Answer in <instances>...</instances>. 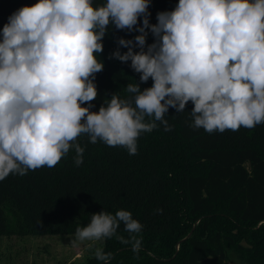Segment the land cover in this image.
I'll return each mask as SVG.
<instances>
[{"label": "clouds", "instance_id": "1", "mask_svg": "<svg viewBox=\"0 0 264 264\" xmlns=\"http://www.w3.org/2000/svg\"><path fill=\"white\" fill-rule=\"evenodd\" d=\"M149 6L150 0H38L9 16L0 39V181L51 169L70 150L80 166L81 135L136 155L141 134L157 122L171 131L169 108L182 113L189 102L191 127L209 134L264 124V0H178L174 10L157 13L156 24ZM109 25L140 33L120 38L128 50L117 48L110 58L131 61L140 82L153 84L141 90L128 83V98L114 93L94 112ZM146 29L154 37L147 45ZM121 223L128 239L117 234ZM142 228L128 210L101 211L76 228L72 244L115 237L139 253ZM94 256L109 264L112 253L96 247Z\"/></svg>", "mask_w": 264, "mask_h": 264}, {"label": "trees", "instance_id": "2", "mask_svg": "<svg viewBox=\"0 0 264 264\" xmlns=\"http://www.w3.org/2000/svg\"><path fill=\"white\" fill-rule=\"evenodd\" d=\"M37 2L0 0V39L9 16ZM104 2L93 0L94 5ZM177 4L150 0V24L157 23L158 12ZM142 23L140 17L136 27ZM146 31L147 45L154 37ZM139 34L108 26L91 111L98 112L114 93L128 98V83H138L141 90L152 86L151 78L140 82L131 61L110 58L117 48L122 54L128 50L118 45L120 38L134 40ZM193 107L189 102L182 113L169 108L165 119L172 130L157 122L156 129L138 138L136 155L81 135L78 143L85 151L80 166L70 150L51 169L10 174L0 181V236L75 235L92 214L124 209L143 225L141 250L134 253L131 244L105 239L100 247L112 253L109 264H264V124L209 134L191 127ZM117 234L129 238L122 223ZM80 264L104 262L93 254Z\"/></svg>", "mask_w": 264, "mask_h": 264}, {"label": "rangeland", "instance_id": "3", "mask_svg": "<svg viewBox=\"0 0 264 264\" xmlns=\"http://www.w3.org/2000/svg\"><path fill=\"white\" fill-rule=\"evenodd\" d=\"M7 205L8 218L13 217ZM75 235L0 236V264H80L100 247V242L72 244ZM93 247L89 248L88 244Z\"/></svg>", "mask_w": 264, "mask_h": 264}]
</instances>
